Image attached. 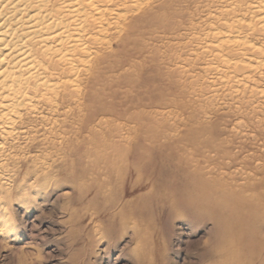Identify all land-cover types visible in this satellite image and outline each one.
<instances>
[{"label": "rangeland", "instance_id": "374dc122", "mask_svg": "<svg viewBox=\"0 0 264 264\" xmlns=\"http://www.w3.org/2000/svg\"><path fill=\"white\" fill-rule=\"evenodd\" d=\"M243 7L241 0H144L128 16L134 30L115 36L98 69L96 105L112 106L109 124L80 128L76 110L55 127L34 116L31 137L7 141L0 150V264L256 260L250 246L256 223L240 224L237 210L217 222L205 198L182 200L196 196L202 183L237 188L264 177L252 168L264 164V54H257L264 25L260 33L243 25L260 28L264 13ZM241 49L259 55L254 71L247 69L255 83L242 80ZM252 92L254 109L242 102ZM132 117H139L143 146L153 153L143 158L144 183L134 189L126 185L136 174L116 173L123 163L109 156L119 152L104 141L113 142L107 131L119 123L127 134L136 125ZM196 130L204 133L195 139Z\"/></svg>", "mask_w": 264, "mask_h": 264}, {"label": "bare ground", "instance_id": "6f19581e", "mask_svg": "<svg viewBox=\"0 0 264 264\" xmlns=\"http://www.w3.org/2000/svg\"><path fill=\"white\" fill-rule=\"evenodd\" d=\"M241 2L244 6V13H252V15H257L259 12L264 13V3L262 4L258 0H241ZM143 4L144 0H0L1 151L6 147L8 140L14 141L31 137V124H33L34 116L40 117L41 120L46 119V122H52L55 127V125H62L61 115L65 116L76 110L82 113L79 122L80 128L90 127L92 124H109L111 120L105 115L114 114L112 106L109 108L96 105V102L102 97L95 88L100 80L97 74L98 69L104 68L103 64L109 58L105 49L112 45L115 36L124 31L134 30V25L128 24V16L140 10ZM261 20L264 21V14L258 16L256 21L260 22ZM243 23L246 30L250 28L251 31H256L255 33H260L264 29V26L261 27L264 23L260 24V28L247 24L248 22L245 21ZM218 33L217 35H219ZM243 41H241L243 44L249 42L246 39ZM217 47L219 48V46ZM247 50L241 49L238 52L239 70L243 81L250 79L252 83H255L254 76L247 69L251 66V72L254 71L252 63L260 54L263 56L264 48L257 50L258 56L254 52H247ZM243 85L246 86V84ZM255 94V92L250 93V99L245 95L241 101L248 107L256 106L254 105L256 103ZM262 114L264 115V111ZM138 119L139 117H132L128 120L136 121V125L127 134L123 131L125 124L119 123L110 128L107 135L112 137L113 142L108 137L104 140L119 152L118 156L115 155L117 158L109 156L111 161L115 159L123 163V166L116 168V173L121 175L136 174L137 180L126 185V188L131 189L138 188L144 183L143 177H140L141 171L145 170L143 158L153 154L152 150L147 149V151L143 146L144 137L141 132L145 129ZM258 122L261 124V120ZM132 129L134 130L132 131ZM203 133L202 130H196L193 132V138L196 139ZM157 138L158 136H156V140ZM154 139L155 137L152 138V140ZM113 153L114 151L112 155ZM252 168L254 175L263 173L264 176V164ZM111 169L114 172L113 163ZM137 195L141 200L143 195ZM196 196L191 199L183 197L182 200L188 204L205 198L212 203V211L217 222H221L225 218L222 215L224 211L225 213L229 212L228 216L229 214L231 216L232 211L237 210L235 211L238 214H236V218L241 219L242 223L240 224L252 225L256 223L259 227L257 232H254L255 235L251 236L250 234V246L256 248L257 254L254 257L256 260H251L250 264H254V262L264 264V177L259 178L256 182L244 181L237 188L224 181L220 186L209 182L202 183ZM225 233H227L226 230L222 229L221 234L226 235ZM221 248H224L222 252H225L226 248L222 246ZM221 248L220 250H222ZM231 249L234 250V247L232 246ZM228 254L229 256L226 258L229 260L236 259L235 255L232 257L233 255ZM239 254L243 255L241 252ZM222 261L224 262V260ZM239 263L241 262L239 261Z\"/></svg>", "mask_w": 264, "mask_h": 264}]
</instances>
